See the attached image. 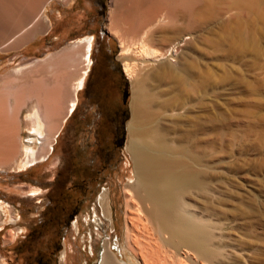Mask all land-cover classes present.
<instances>
[{"label":"rangeland","instance_id":"374dc122","mask_svg":"<svg viewBox=\"0 0 264 264\" xmlns=\"http://www.w3.org/2000/svg\"><path fill=\"white\" fill-rule=\"evenodd\" d=\"M108 7L109 0H69L66 4L53 1L45 10L44 33L20 48L0 51V80L54 57L53 74L40 72L41 87L61 88L59 100L56 97L60 110L53 121L57 128L49 134V146L40 151L42 157L26 165L21 163L20 155L16 162L0 166V264L22 262L16 246L42 215L58 219L75 208V219L65 229L59 226L44 231L49 240L55 238L54 245L58 246L52 264H95L106 240L122 259L125 189L134 181L126 152L128 131L122 146L115 149L113 138L93 134L81 108L80 89L92 35L105 31L111 38L129 86V122L136 82L143 80L138 62L134 61L137 67L132 77L124 72V61L131 63L134 58L123 56L122 39L108 32ZM137 41L130 35L123 38L124 46L131 47ZM183 52L191 82V66L197 63L196 90L180 91L171 85L164 96L170 103L162 107L164 97L151 89V122L167 137L186 138L188 147L196 148L206 174L212 173L213 184L223 195L221 209L233 223L230 238L236 244L256 246L259 252L254 255L255 264H264V5L258 10L253 0H214L196 41ZM148 85L153 87L152 81ZM10 88L7 91L11 96L14 90ZM9 98L0 102L1 115L11 105L12 96ZM76 104V111L70 115ZM21 111L20 140L23 147L35 144L36 149L40 142L26 128L29 103ZM42 126L45 136L46 126ZM104 191L111 218L104 215L98 203ZM48 197L56 207L44 210L46 201L36 204Z\"/></svg>","mask_w":264,"mask_h":264},{"label":"bare ground","instance_id":"6f19581e","mask_svg":"<svg viewBox=\"0 0 264 264\" xmlns=\"http://www.w3.org/2000/svg\"><path fill=\"white\" fill-rule=\"evenodd\" d=\"M53 1L69 2L0 0V51L7 53L20 48L44 33L45 10ZM213 2L109 0L108 32L122 39L123 56L134 58L131 63L124 61V72L128 78L132 77L138 62L144 74L143 80L134 85L131 120L127 126L126 152L132 162L134 181L125 189L122 259L106 240L95 264H255L254 255L259 249L236 244L230 238L233 223L221 209L223 195L213 184L212 173L206 174L196 148L188 147L186 138L167 137L151 122V89L160 97L166 95L171 85L180 91L196 90L197 63L191 66L194 69L191 82L182 52L196 41ZM253 5L259 10L264 0H253ZM126 35L137 37L138 41L131 47L124 46ZM89 43L87 39V49ZM169 57L174 60H167ZM55 62L56 58L52 57L26 72L17 70L1 78L0 102L11 96L12 102L3 115L0 109V166L16 162L20 155L21 163L32 165L42 157L40 151L49 146V134L57 128L53 121L60 110L57 100L61 88L42 86L46 88L43 92L40 72L53 74ZM149 81L153 87L148 85ZM10 87L14 90L11 96L7 91ZM27 103L26 128L40 142L36 149L35 144L23 147L20 140L21 108ZM169 103V98H162V107ZM42 124L46 126L45 136ZM98 203L104 215L110 217L105 191L99 195ZM11 236V232L7 234L8 239Z\"/></svg>","mask_w":264,"mask_h":264},{"label":"flooded vegetation","instance_id":"af4514ba","mask_svg":"<svg viewBox=\"0 0 264 264\" xmlns=\"http://www.w3.org/2000/svg\"><path fill=\"white\" fill-rule=\"evenodd\" d=\"M110 41L111 38L105 31L91 36V53L80 89L83 95L81 108L88 125L92 127L89 129L93 134L99 136L104 133L113 138V147L118 149L122 146L123 137L127 132L130 94L127 80L122 74L121 65ZM76 107L77 104L70 115L76 111ZM49 200L51 201L49 197L43 198L36 204L46 201L44 210L50 206L56 207V204ZM75 212L76 208L70 212L66 210L58 219L49 214L42 215L34 227L19 239L16 248L22 258L20 264H52L58 246L54 245L55 238L51 236L49 240L48 233L44 231L59 226L65 229L67 225L73 223ZM53 220L55 224H52Z\"/></svg>","mask_w":264,"mask_h":264}]
</instances>
